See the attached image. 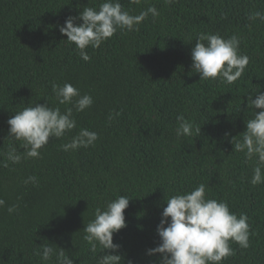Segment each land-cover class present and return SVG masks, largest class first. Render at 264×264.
Returning a JSON list of instances; mask_svg holds the SVG:
<instances>
[{"label": "trees", "instance_id": "1", "mask_svg": "<svg viewBox=\"0 0 264 264\" xmlns=\"http://www.w3.org/2000/svg\"><path fill=\"white\" fill-rule=\"evenodd\" d=\"M102 2L0 0V264H56L55 256L41 259L48 243L64 248L74 264H99L107 250L97 242L93 253L84 227L97 208L122 195L130 201L126 227L113 234L120 264H160L161 254L148 250L160 243L166 201L201 183L209 198L248 216L249 247L230 241L233 253L221 264H264V183L251 184L256 161L232 143L253 117L248 96L264 92V21L249 19L264 13V0H120L132 15L150 6L159 15L88 46L91 59L84 61L59 28ZM199 33L240 38L249 63L234 83L200 80L191 59ZM54 83H71L93 104L73 109L76 128L50 137L40 157H27L7 121L35 103L72 107L58 104ZM180 115L192 122L191 136L177 137ZM81 128L98 133L94 146L64 151ZM12 148L17 163L8 159Z\"/></svg>", "mask_w": 264, "mask_h": 264}, {"label": "clouds", "instance_id": "2", "mask_svg": "<svg viewBox=\"0 0 264 264\" xmlns=\"http://www.w3.org/2000/svg\"><path fill=\"white\" fill-rule=\"evenodd\" d=\"M137 3L138 0H131ZM171 4L174 0H166ZM155 18L159 12L155 6H150L138 15H132L123 10L120 0H103L99 8L84 7L79 16H69L59 30L65 34L69 43H74L79 55L84 61L91 58L85 51L88 46L98 48L102 42L112 37L117 29L128 31L138 30L137 26L148 14ZM80 19L83 22L77 24ZM250 20L264 21V13L256 11L249 16ZM240 38L232 35L223 38L219 34L199 33L191 49L192 68L200 74V80L220 78L228 84L234 83L243 74L249 63V57L239 53ZM59 105H72L61 111L59 106L52 107L49 103H35L15 112L7 123L9 136L23 141L22 147L27 157H40V149L45 146L50 137L61 138L67 132L76 128L73 109L82 112L93 104L89 94L81 95L79 89L71 83L52 85ZM73 98H76L73 101ZM248 101L254 109L251 119L246 122V130L242 139L233 137L232 143L237 152H244L247 160L255 159L251 184L264 183V92H259L256 98L248 96ZM255 109H261L256 112ZM177 137L191 136L192 122L183 115L177 117ZM195 131L200 132L201 128ZM98 133L87 128L79 132L63 150H77L80 147L94 146ZM8 159L14 163L21 156L12 148ZM29 181L35 182L31 176ZM27 182V181H26ZM130 199L119 196L106 204L104 209L95 210V218L84 227V239L91 245V251L96 252L97 242L107 254L100 258L99 264H120L121 255L117 253L119 245L113 242V234L126 227L124 210L129 206ZM5 201L0 199V207ZM17 206L7 208L9 213L16 211ZM248 216L241 213L237 216L231 212L226 201H218L206 195V186L201 183L190 192L176 194L166 201V207L161 213L157 233L160 243L149 249L148 254H161L160 264H221V261L232 255L230 241L236 242L241 248L249 247ZM43 261H49L55 256L56 264H74L62 247L55 248L51 243L42 244ZM129 264H132L130 261Z\"/></svg>", "mask_w": 264, "mask_h": 264}]
</instances>
